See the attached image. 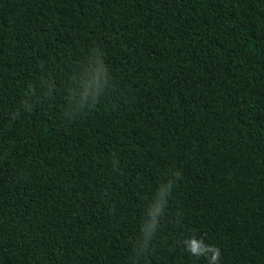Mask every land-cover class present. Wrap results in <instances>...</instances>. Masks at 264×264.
Instances as JSON below:
<instances>
[{
  "label": "trees",
  "instance_id": "16d2710c",
  "mask_svg": "<svg viewBox=\"0 0 264 264\" xmlns=\"http://www.w3.org/2000/svg\"><path fill=\"white\" fill-rule=\"evenodd\" d=\"M0 264H264V0H0Z\"/></svg>",
  "mask_w": 264,
  "mask_h": 264
},
{
  "label": "clouds",
  "instance_id": "9594fccd",
  "mask_svg": "<svg viewBox=\"0 0 264 264\" xmlns=\"http://www.w3.org/2000/svg\"><path fill=\"white\" fill-rule=\"evenodd\" d=\"M191 251L194 254H198L202 251L201 246L195 240L191 242ZM217 256H218V251H215L213 259H215Z\"/></svg>",
  "mask_w": 264,
  "mask_h": 264
}]
</instances>
